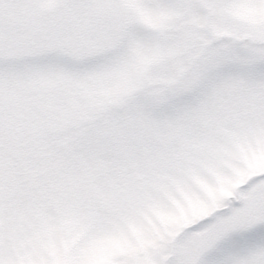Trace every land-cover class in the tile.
<instances>
[{
	"label": "snow or ice",
	"instance_id": "6c2138e0",
	"mask_svg": "<svg viewBox=\"0 0 264 264\" xmlns=\"http://www.w3.org/2000/svg\"><path fill=\"white\" fill-rule=\"evenodd\" d=\"M0 264H264V0H0Z\"/></svg>",
	"mask_w": 264,
	"mask_h": 264
}]
</instances>
